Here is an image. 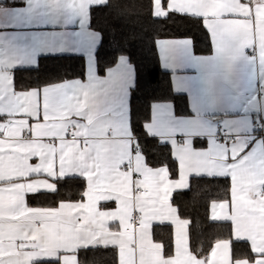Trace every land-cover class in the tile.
Returning <instances> with one entry per match:
<instances>
[{
	"label": "snow or ice",
	"instance_id": "6c2138e0",
	"mask_svg": "<svg viewBox=\"0 0 264 264\" xmlns=\"http://www.w3.org/2000/svg\"><path fill=\"white\" fill-rule=\"evenodd\" d=\"M86 2L61 6L82 12ZM167 7L203 18L218 53L201 68L202 80L187 83L199 104L208 103L205 87L214 91L223 83L230 58L247 57L264 69V0H169ZM154 16H167L161 0H154ZM78 42L79 36L53 37L43 44L55 49ZM180 42L191 41L157 44L180 63L186 60ZM32 47L28 38L0 47V264H78L76 253L89 246L118 249V264H264V139L210 133L195 113L154 103L170 107L151 112L144 128L170 143L179 175L171 179L170 169L149 166L135 143L129 108L125 113L120 104L122 77L97 73L18 90L17 56ZM69 173L86 181L81 202L29 206L28 194L56 191L47 178ZM190 175L230 179V200L211 204L212 219L231 222L236 240L249 241L250 252L234 254L228 241H218L210 256L189 247L188 221L177 215L170 194L186 188ZM164 220L175 225L174 254L152 239L153 222Z\"/></svg>",
	"mask_w": 264,
	"mask_h": 264
},
{
	"label": "trees",
	"instance_id": "16d2710c",
	"mask_svg": "<svg viewBox=\"0 0 264 264\" xmlns=\"http://www.w3.org/2000/svg\"><path fill=\"white\" fill-rule=\"evenodd\" d=\"M153 0H108L103 6L91 10V28L101 37L96 53L98 73L104 75L115 66L120 57L129 58L135 69V86L131 91V128L136 136L141 154L151 167H168L170 177H178V164L171 146L147 134L144 125L151 119V107L156 102H173L175 110L188 114L184 96L176 94L171 85L170 74L163 71L157 52V41L167 38L192 40L198 54L211 51L210 36L203 21L175 12L165 18H156L152 12ZM86 77L85 59L80 56H56L41 58L36 69L19 70L15 75L18 89L43 87L50 83ZM175 168L176 171H172ZM86 190L82 179H66L58 183L51 195L53 205L61 201L78 202ZM227 179L193 178L190 188L174 193L172 204L178 208L181 218L190 221V246L208 256L213 245L229 238L226 225L210 220L213 202L229 198ZM167 228L155 227L153 234L166 248L172 242L162 236ZM236 246V244H235ZM80 264H117L116 252L110 248L84 249L79 253Z\"/></svg>",
	"mask_w": 264,
	"mask_h": 264
},
{
	"label": "crops",
	"instance_id": "0c3cea01",
	"mask_svg": "<svg viewBox=\"0 0 264 264\" xmlns=\"http://www.w3.org/2000/svg\"><path fill=\"white\" fill-rule=\"evenodd\" d=\"M64 2L65 0H0V47H3L6 50L10 44L21 38H28L35 43V47H32L28 50H25L23 48L19 50L17 56L18 66L14 70V84L17 71L36 69L41 58L56 56L83 57L86 64V77L84 80H86L87 77L90 79L95 78L96 74L98 73L96 53L100 46L101 37L98 32L91 28V10L94 7L106 5L108 3V0L106 3H104L103 0H87V2L84 4L82 12H71L64 9L61 6ZM168 2L169 0H161V7L165 12H167V16L172 12L167 7ZM89 4H91L90 7ZM152 12L154 15V0ZM182 15L191 16L190 14ZM199 19L203 21V18ZM205 29L207 30L206 27ZM208 34L211 41V34L209 32ZM73 36L81 37L83 43L78 42L76 46H72V44L69 43L66 46L62 45L55 49L43 44V41L49 40L53 37L58 39L70 40V38ZM161 40L190 39L167 38ZM190 41L192 42V40ZM191 42H180L184 46L186 54V60L180 63L171 62L166 55V49L163 47H158L157 44L160 66L163 71L170 74L173 91L176 94L184 96L186 98L188 109L187 115H194L195 113L197 119L203 122L205 129L210 133H215L216 124H220L223 128L227 129L233 134L239 132L244 134L249 139H264L260 135L261 132H264V69L259 68L256 63H253L247 57H240L239 55H236L234 59L230 58L228 60L229 71L223 83L215 86L214 91L205 87L203 91L209 96L208 103L206 105L199 104L196 98L192 95L191 91L188 89L187 83L189 81L202 80L203 77L201 74V68L205 65L213 63L217 59L218 53L213 52L212 41L211 51L210 53L205 55L198 54L195 51L193 42L192 44ZM250 50L251 49H247L248 52ZM192 52L194 55H192ZM99 76L104 78L120 76L125 81V88L120 99V104L122 105L123 111L125 113H127L129 108V123L131 127L130 97L136 80L133 64L128 57L122 56L119 58L115 66L109 68L104 75L99 74ZM78 80L79 79H72L68 81L76 82ZM156 103H171L175 111L173 102L167 101ZM162 106L170 107V105L153 104L151 107V112L154 113L157 108ZM150 122L151 119L148 123ZM257 125H261V129H256ZM156 138H158L162 143L170 145V143H165L161 138ZM173 158L175 159L174 156ZM196 177L211 178L207 176L190 175L188 179V186L186 188L173 189V191L171 192V204L173 194L188 190L190 188L191 179ZM40 178L44 179L46 177ZM178 178L179 175L176 179ZM47 179H49V182L56 184V191L58 189V183L60 181L66 179H82L83 181H85L84 178L72 173L66 174L65 176L58 179ZM227 180L229 181L230 189V179ZM55 192L42 190V192L39 194H28L26 199L29 203V206L31 207L55 208L58 207L60 203H76L72 201H61L58 204L53 205L51 195H53ZM228 200H230V194ZM172 206L177 209V215L180 217V219L186 220L181 218L178 208L173 204ZM217 212H219V209H217ZM210 220L215 224L226 225L229 227V238L221 239L219 241H228L234 254H244L251 251L249 241L236 240L235 235L232 231L231 222L217 221L212 219L211 207ZM155 227L168 229V232L162 231V236H167L170 238V241L172 242L171 250L174 254L175 225L171 224V222L168 220H164L163 222H153L151 230L153 242L163 244L162 242L157 241L154 238L153 231ZM186 230L188 233L189 247L191 248L190 221H188ZM216 243L213 245L212 249L215 247ZM94 248L105 247L89 246L85 249ZM106 248L115 250L117 260L116 262L118 264V249L113 248L112 246H108ZM81 250L84 249H80L76 253L78 264H80L79 253ZM211 251L209 252L208 256L211 255Z\"/></svg>",
	"mask_w": 264,
	"mask_h": 264
},
{
	"label": "built area",
	"instance_id": "2783aa9c",
	"mask_svg": "<svg viewBox=\"0 0 264 264\" xmlns=\"http://www.w3.org/2000/svg\"><path fill=\"white\" fill-rule=\"evenodd\" d=\"M249 53H251V50L249 51ZM256 129H261V125H257ZM225 130H227V129L223 128L220 124H216V132L219 131L221 133H224ZM260 135L262 138H264V132H261ZM137 227H138V225H137Z\"/></svg>",
	"mask_w": 264,
	"mask_h": 264
}]
</instances>
